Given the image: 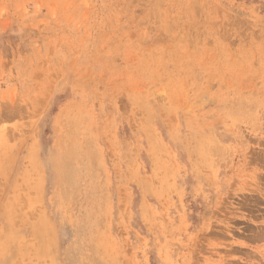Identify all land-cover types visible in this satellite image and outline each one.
<instances>
[{"label":"rangeland","instance_id":"1","mask_svg":"<svg viewBox=\"0 0 264 264\" xmlns=\"http://www.w3.org/2000/svg\"><path fill=\"white\" fill-rule=\"evenodd\" d=\"M0 264H264V0H0Z\"/></svg>","mask_w":264,"mask_h":264}]
</instances>
